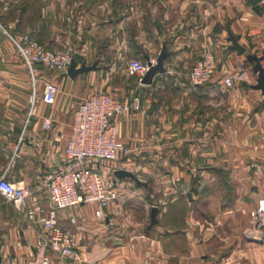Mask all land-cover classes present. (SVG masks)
Returning <instances> with one entry per match:
<instances>
[{
  "label": "crops",
  "instance_id": "obj_1",
  "mask_svg": "<svg viewBox=\"0 0 264 264\" xmlns=\"http://www.w3.org/2000/svg\"><path fill=\"white\" fill-rule=\"evenodd\" d=\"M26 36L97 68L75 78L40 64L32 72L17 44ZM164 45L166 71L139 82L129 60H157ZM205 50L217 72L192 85ZM247 54L264 56L263 0H0V175L31 190L22 208L0 194V264L33 256L42 227L27 210L51 211L45 180L70 164L75 111L100 91L129 105L115 118L117 158L94 164L118 198L102 217L98 203L55 212L79 258L53 254L54 264H264V226L246 233L264 199V92ZM50 82L52 104L43 100Z\"/></svg>",
  "mask_w": 264,
  "mask_h": 264
},
{
  "label": "built area",
  "instance_id": "obj_2",
  "mask_svg": "<svg viewBox=\"0 0 264 264\" xmlns=\"http://www.w3.org/2000/svg\"><path fill=\"white\" fill-rule=\"evenodd\" d=\"M264 1V0H263ZM19 53L27 66L35 72L40 64L49 70L67 71L74 55L69 51H55L43 43L25 37L23 43H17ZM153 63L156 60H151ZM131 74L138 75L139 82L149 69L148 63L139 58H131L128 64ZM217 72L214 54L205 50L201 58L189 72V82L200 85L208 82ZM246 77L241 71L226 76L223 84L233 87L235 81ZM58 87L47 83L43 92V100L52 104L56 99ZM136 108H140V99L135 98ZM129 105L105 92H95L88 96L77 108L72 123V132L65 146V156L70 164L63 169L51 173L45 180L51 211L36 218L34 208L27 210L30 219H36L42 227V236L35 245L33 256L21 264H54L52 255L62 261L78 259V242L75 236L64 230L56 222L55 212L59 209L74 207L86 203H98L96 215L103 216V208L118 198V186L105 180L101 172L94 169L98 160L112 161L117 158L119 150V131L115 118L125 113ZM51 121L45 120V127L50 128ZM0 194L16 207L27 204L31 190L27 186L10 181L5 174L0 175ZM252 227L247 229L248 235L264 226V199L251 212ZM74 221V219H72ZM90 264V263H86Z\"/></svg>",
  "mask_w": 264,
  "mask_h": 264
},
{
  "label": "water",
  "instance_id": "obj_3",
  "mask_svg": "<svg viewBox=\"0 0 264 264\" xmlns=\"http://www.w3.org/2000/svg\"><path fill=\"white\" fill-rule=\"evenodd\" d=\"M231 40L233 41L234 49L238 50L241 54L245 52V48L238 43L237 37L231 35ZM167 56H168L167 46L164 45L155 63H153L150 59H147L149 69L144 75L142 79V83L152 84L154 76L156 74L163 73L166 71V68L164 66V61L167 58ZM247 59L250 63H254V70L258 73V83L256 87L262 89V91L264 92V67L262 66V61L264 60V56H258L257 54H247ZM96 68H97V64L87 65L86 63H83L81 66L78 67L76 61L73 59L69 68L67 69V72L72 78H75L77 75L81 73ZM116 175L121 178L130 177L136 181H139L137 176L131 171L118 170L116 172Z\"/></svg>",
  "mask_w": 264,
  "mask_h": 264
},
{
  "label": "rangeland",
  "instance_id": "obj_4",
  "mask_svg": "<svg viewBox=\"0 0 264 264\" xmlns=\"http://www.w3.org/2000/svg\"><path fill=\"white\" fill-rule=\"evenodd\" d=\"M56 51H60V50H56ZM63 51H69V52H71V50H63ZM118 66H120V65H118Z\"/></svg>",
  "mask_w": 264,
  "mask_h": 264
}]
</instances>
